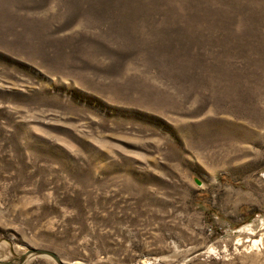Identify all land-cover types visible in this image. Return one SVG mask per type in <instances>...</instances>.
Segmentation results:
<instances>
[{"label": "rangeland", "instance_id": "rangeland-1", "mask_svg": "<svg viewBox=\"0 0 264 264\" xmlns=\"http://www.w3.org/2000/svg\"><path fill=\"white\" fill-rule=\"evenodd\" d=\"M0 264H264V0H0Z\"/></svg>", "mask_w": 264, "mask_h": 264}, {"label": "water", "instance_id": "water-1", "mask_svg": "<svg viewBox=\"0 0 264 264\" xmlns=\"http://www.w3.org/2000/svg\"><path fill=\"white\" fill-rule=\"evenodd\" d=\"M41 253H44V254H47V255H50V256H54L52 253H49V252H41Z\"/></svg>", "mask_w": 264, "mask_h": 264}]
</instances>
